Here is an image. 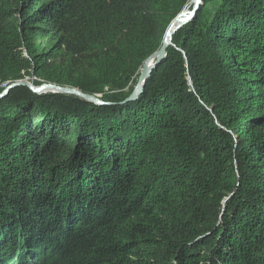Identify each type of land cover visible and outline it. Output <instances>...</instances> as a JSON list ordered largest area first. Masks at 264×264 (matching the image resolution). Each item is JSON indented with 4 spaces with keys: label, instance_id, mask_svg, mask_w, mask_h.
Masks as SVG:
<instances>
[{
    "label": "trees",
    "instance_id": "trees-1",
    "mask_svg": "<svg viewBox=\"0 0 264 264\" xmlns=\"http://www.w3.org/2000/svg\"><path fill=\"white\" fill-rule=\"evenodd\" d=\"M189 1L0 0V92L109 91L0 99V264H264V0H202L122 91Z\"/></svg>",
    "mask_w": 264,
    "mask_h": 264
},
{
    "label": "water",
    "instance_id": "water-1",
    "mask_svg": "<svg viewBox=\"0 0 264 264\" xmlns=\"http://www.w3.org/2000/svg\"><path fill=\"white\" fill-rule=\"evenodd\" d=\"M201 1L202 0H192V2L194 4L193 9L192 10L182 9L174 17V19L170 22V24L168 25V27L165 31V34H164L163 39L161 41V45L158 48V50L156 52H154L153 54H151L149 57H147L144 60V62L142 63V67H141L140 72H139V77L137 79L138 80L137 85H136L134 91L132 92L131 97L128 100H132V99L136 98L137 95L141 92L143 86L146 84V80L149 77L151 71L163 59V57L166 53L167 47L169 45H171L172 36H173L174 32L178 28H180L183 24L188 22L194 16L198 7L201 4ZM17 84L22 85L23 82L11 84L8 88H6V90H4L2 93H0V98L4 97L6 95V93H7L6 91L10 87L16 86ZM31 90L33 92H41V91H45V90H49L52 92L53 91L54 92H66V93L77 95L81 98H84L85 100H90L93 103H96L99 105L103 104V101H101L100 99H98V98H96L90 94H86V93L79 91L78 89L72 88V87H61V86H58L55 84L43 83L37 87H32Z\"/></svg>",
    "mask_w": 264,
    "mask_h": 264
},
{
    "label": "rangeland",
    "instance_id": "rangeland-1",
    "mask_svg": "<svg viewBox=\"0 0 264 264\" xmlns=\"http://www.w3.org/2000/svg\"><path fill=\"white\" fill-rule=\"evenodd\" d=\"M193 7H194V4H193L192 0H190L189 3L183 9H185V10H192ZM199 7H198V9H199ZM65 40L67 42H69L67 35H63L62 32L55 33V32H51V31H49L47 29H44L41 33L36 34V37H35V45L37 47L39 46L40 48H43V49H51V50H53V53L55 55V58H57L59 56L62 57L63 55H66V49L63 50L65 48V46H66V42H64ZM29 71H31V70H29ZM31 73H32V71H31ZM31 73L30 72H24V73H22V77H23L22 79L16 80V81H14L12 83H9V85H7V86H4L3 87V90L0 93H2L4 90H6V88H8L13 83L23 82L22 86L28 87L30 90H31L32 87H37V86L41 85V83H38L39 80H37ZM137 81L138 80H136V82L129 83V85L127 84V86L122 90L124 92V94H126L125 101L128 100L131 97V94H132V92L134 91V89H135V87L137 85ZM130 84H131V86H130ZM17 85H20V84H17ZM128 86H130V88ZM12 87H14V86H12ZM12 87H10L6 91L7 92L6 95L9 93V91L11 90ZM105 90H107L106 87H104V91L103 92H96V93H92L90 95H92V96L100 99L101 101H103V104L102 105H105V104L107 105L108 102L105 99L102 98L104 96V94H106V93L109 92V91H105ZM53 92L52 91H49V90H45V91L34 92V93L45 94V93H53ZM54 93H57V92H54ZM59 93L70 94V93H66V92H59ZM86 94H89V93H86ZM70 95H74V94H70ZM138 95H137L136 98H138ZM74 96L77 97V98H79V99H81L84 103L87 102V103H91V104H96V103H93L90 100H85L84 98H81V97H79L77 95H74ZM4 97H2V98H4ZM96 105H99V104H96Z\"/></svg>",
    "mask_w": 264,
    "mask_h": 264
},
{
    "label": "bare ground",
    "instance_id": "bare-ground-1",
    "mask_svg": "<svg viewBox=\"0 0 264 264\" xmlns=\"http://www.w3.org/2000/svg\"><path fill=\"white\" fill-rule=\"evenodd\" d=\"M175 26V25H174ZM174 28V27H173Z\"/></svg>",
    "mask_w": 264,
    "mask_h": 264
}]
</instances>
